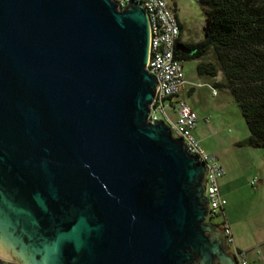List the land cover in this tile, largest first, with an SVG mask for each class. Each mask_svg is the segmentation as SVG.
I'll return each mask as SVG.
<instances>
[{"label": "water", "instance_id": "1", "mask_svg": "<svg viewBox=\"0 0 264 264\" xmlns=\"http://www.w3.org/2000/svg\"><path fill=\"white\" fill-rule=\"evenodd\" d=\"M148 39L132 3L0 0V258L234 264L208 168L148 123Z\"/></svg>", "mask_w": 264, "mask_h": 264}, {"label": "rangeland", "instance_id": "2", "mask_svg": "<svg viewBox=\"0 0 264 264\" xmlns=\"http://www.w3.org/2000/svg\"><path fill=\"white\" fill-rule=\"evenodd\" d=\"M181 26L180 41L193 44L203 39V12L196 0H166ZM195 60L182 62L185 87L178 95L197 117V130L203 133L202 148L208 147L224 170L221 188L226 204L224 219L239 250L264 254V150L240 146L248 137L247 126L230 94L215 90L212 80L200 78ZM219 74L217 75V77ZM216 77V78H217ZM215 78V79H216ZM215 81V80H214ZM198 85V86H197ZM192 90V92H188ZM257 181L256 187L249 183ZM249 255V254H248Z\"/></svg>", "mask_w": 264, "mask_h": 264}, {"label": "trees", "instance_id": "3", "mask_svg": "<svg viewBox=\"0 0 264 264\" xmlns=\"http://www.w3.org/2000/svg\"><path fill=\"white\" fill-rule=\"evenodd\" d=\"M204 15L203 39L175 52L195 60L198 77L225 91L240 110L248 137L240 146L264 150V0H196ZM218 74L222 80L214 81Z\"/></svg>", "mask_w": 264, "mask_h": 264}, {"label": "built area", "instance_id": "4", "mask_svg": "<svg viewBox=\"0 0 264 264\" xmlns=\"http://www.w3.org/2000/svg\"><path fill=\"white\" fill-rule=\"evenodd\" d=\"M117 10L122 11L128 3L140 6L148 21V54L145 69L156 81L157 89L149 105L148 123H163L173 138L180 139L188 155L208 168L204 176L206 189L204 197L208 201L207 215L210 220L224 217L226 201L219 190V181L224 170L217 157L203 150L194 135L197 117L191 108L178 99L179 93L186 85L182 61L175 54V45L179 37V23L166 0H111ZM213 95H216L213 90ZM250 186L256 187L252 180ZM224 242L233 255L236 264H249L247 252L238 250L232 238L227 222L223 219L218 225ZM258 254V252H257ZM0 264H11L0 259Z\"/></svg>", "mask_w": 264, "mask_h": 264}, {"label": "crops", "instance_id": "5", "mask_svg": "<svg viewBox=\"0 0 264 264\" xmlns=\"http://www.w3.org/2000/svg\"><path fill=\"white\" fill-rule=\"evenodd\" d=\"M222 80V75L221 74H219V76L215 79V81L216 82H219V81H221ZM198 86V85H197ZM188 92H192V90H190V91H188ZM216 96V95H215ZM197 124V123H196ZM197 126V125H196ZM195 126V129H194V135H195V137L199 140V142L202 140V142L204 141V135H203V133H202V131L201 132H198V130H197V127ZM203 150L204 151H206L207 153H209V154H213V155H215V153L211 150V149H209L208 147H205V148H203ZM224 177V176H223ZM223 177L220 179V181H219V190H220V193H221V188L222 187H224V186H226V183L224 182V181H222V179H223ZM222 194V193H221ZM237 249L239 250L240 248H238V246H237ZM243 251V250H242ZM230 252V251H229ZM231 253V252H230ZM249 254V255H248ZM247 254V260H248V262H249V264H264V254H262V256H261V254L258 252V254L257 255H255V254H250V253H248ZM1 260H3V261H6V260H4V259H2V258H0ZM6 262H9V261H6ZM9 263H11V262H9ZM11 264H14V263H11Z\"/></svg>", "mask_w": 264, "mask_h": 264}, {"label": "flooded vegetation", "instance_id": "6", "mask_svg": "<svg viewBox=\"0 0 264 264\" xmlns=\"http://www.w3.org/2000/svg\"><path fill=\"white\" fill-rule=\"evenodd\" d=\"M203 224H210V225H212L213 227H215V228H217V229H220V227H219L217 224H215L212 220L208 219L206 216H205V220H204ZM220 230H221V229H220ZM222 235H223V234H222ZM223 245H224V247H227L226 244H225V242H224V237H223ZM227 248H228V247H227ZM224 253H225V254H228V253L231 254V253L229 252V249H227ZM231 256H232V259H233L234 264H236L235 259H234V257H233L232 254H231Z\"/></svg>", "mask_w": 264, "mask_h": 264}]
</instances>
